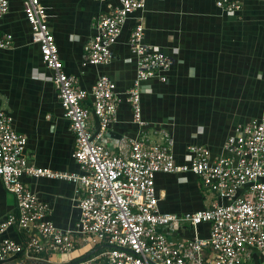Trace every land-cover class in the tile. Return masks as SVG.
<instances>
[{"label": "crops", "instance_id": "0c3cea01", "mask_svg": "<svg viewBox=\"0 0 264 264\" xmlns=\"http://www.w3.org/2000/svg\"><path fill=\"white\" fill-rule=\"evenodd\" d=\"M47 12L48 25L55 36L67 74L79 86L90 89L100 77L117 85L122 102L117 122L105 144L117 149L123 138H144L163 142V133L173 139V153L179 165L190 163L192 145L208 148L213 157L225 155L223 146L237 127L264 114V0H235L241 12L228 14L217 7L218 0H147L146 8L132 15L113 46V58L106 65L85 64L84 47L96 34L95 20L119 6L118 0H40ZM25 0H9V13L0 19V41L13 36L12 47L0 49V110L10 114L14 130L28 139L29 164L55 172H78L73 158L76 137L58 99L54 74L42 61L40 48L32 42V32L24 14ZM144 26V43L169 55L174 65L167 82L157 79L144 85L141 130L134 123L127 99L137 71V58L129 49L134 27ZM90 106V101L86 102ZM90 124L98 130L91 114ZM24 185L49 207L48 220L59 230L72 233L71 253H44L40 259L50 264H69L89 256L107 244H94L76 233L81 212V189L67 181L24 176ZM190 173L158 174L155 187L161 211L176 214L206 210L218 201L215 194L199 185ZM247 187L238 196H249ZM219 200V204H227ZM17 211L13 194L0 181V222ZM210 225L196 230L184 225L178 240L208 238ZM28 231L12 227L1 239L26 244ZM92 255V256H94ZM91 257V256H90ZM260 251H249L242 264H263ZM21 255L0 264H22Z\"/></svg>", "mask_w": 264, "mask_h": 264}, {"label": "built area", "instance_id": "2783aa9c", "mask_svg": "<svg viewBox=\"0 0 264 264\" xmlns=\"http://www.w3.org/2000/svg\"><path fill=\"white\" fill-rule=\"evenodd\" d=\"M118 1V7L95 20L96 34L84 47L86 65L110 63L112 48L128 19L147 4V0ZM217 7L231 15L243 9L235 0H218ZM9 10V0H0V19ZM24 14L32 42L54 74L58 99L76 137L73 158L79 171L55 172L30 165L27 137L17 133L13 117L0 110V181L17 203L16 213L0 222V261L17 255L40 259L44 253L66 254L75 249L72 233L59 230L48 220V205L24 185V176L67 181L81 189L76 233L110 248L77 264H242L249 251L264 255V114L237 127L223 146L225 155L213 157L206 147L190 146L187 165L177 164L173 139L165 132L161 143L125 137L112 149L105 139L117 122L122 102L116 83L102 76L90 89L81 88L78 79L64 70L41 1L25 0ZM144 30L138 23L129 37L137 71L127 92L134 123L141 130L147 126L142 111L144 85L154 79L167 82L174 65L169 55L144 43ZM12 42L13 36L6 35L0 49H9ZM91 114L98 120L97 131L90 124ZM179 173L194 175L218 201L206 210L185 214L161 211L156 176ZM242 187L248 188L249 196H238ZM219 200L228 203L219 204ZM203 224L210 225L208 238H175L184 225L196 230ZM12 227L29 232L26 244L1 239Z\"/></svg>", "mask_w": 264, "mask_h": 264}, {"label": "water", "instance_id": "95a60500", "mask_svg": "<svg viewBox=\"0 0 264 264\" xmlns=\"http://www.w3.org/2000/svg\"><path fill=\"white\" fill-rule=\"evenodd\" d=\"M106 247L110 248L109 245H107ZM101 248H97L95 251H93L89 256L85 257L84 259L80 260V261H83V260H86L88 259L90 256L94 255L96 252L100 251ZM78 261V262H80ZM78 262H75V263H69V264H77ZM22 264H50L46 261H43L41 259H26V261Z\"/></svg>", "mask_w": 264, "mask_h": 264}, {"label": "rangeland", "instance_id": "374dc122", "mask_svg": "<svg viewBox=\"0 0 264 264\" xmlns=\"http://www.w3.org/2000/svg\"><path fill=\"white\" fill-rule=\"evenodd\" d=\"M199 183V185L200 186H202V183L201 182H198ZM203 187V186H202ZM204 188V187H203ZM205 189V188H204ZM206 193H209V194H211L208 190H207V192Z\"/></svg>", "mask_w": 264, "mask_h": 264}]
</instances>
